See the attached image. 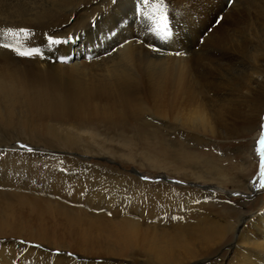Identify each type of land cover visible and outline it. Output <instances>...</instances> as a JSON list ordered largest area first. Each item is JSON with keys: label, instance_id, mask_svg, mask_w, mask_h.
<instances>
[{"label": "bare ground", "instance_id": "obj_1", "mask_svg": "<svg viewBox=\"0 0 264 264\" xmlns=\"http://www.w3.org/2000/svg\"><path fill=\"white\" fill-rule=\"evenodd\" d=\"M165 3L174 35L154 61L143 0H0V30L29 28L25 47L42 50L0 48V264H264L260 168L230 193L248 198L225 219L219 196L235 179L183 145L261 130L264 0ZM44 33L80 39L48 49ZM148 117L163 157L137 163L155 180L122 167L136 160L120 125L148 128Z\"/></svg>", "mask_w": 264, "mask_h": 264}, {"label": "rangeland", "instance_id": "obj_2", "mask_svg": "<svg viewBox=\"0 0 264 264\" xmlns=\"http://www.w3.org/2000/svg\"><path fill=\"white\" fill-rule=\"evenodd\" d=\"M144 5L147 6L146 10L148 7H151V8H149V11H147L146 13L143 14V19H142V24H141V29H142V32L144 35L143 37L145 38V45L146 44L148 45V46H145L147 49L145 48L144 50L147 52L148 56L151 58L150 60H154V61L163 60V59H165L164 54H165L166 41L158 38L154 34V31H150V29H152V30L157 29L158 25L160 27H162V25H160V16L162 14L160 11L159 0H149V3H147V5L146 4H144ZM156 9H158V10H156ZM151 10L154 14H152ZM153 24H154V26H153ZM156 24H157V26H156ZM146 25L147 26L150 25V26L147 27ZM144 32H146V34ZM148 40H150V42H152V43H150ZM155 48L159 49V51H154L153 49H155ZM262 117H263V115H262ZM147 121H150L149 126H147L148 128H144L141 125H134V126L133 125H131V126L126 125L127 127L120 125L119 131L122 129V131H124V134L127 137V139L130 142L132 141L131 142L132 146H130V152L129 153H131L132 157L135 158V160H136L135 165L124 164V165H122V167L125 169H127V168L129 169L132 167V169L134 168V170H136L140 174H143L145 177H148L149 179H154L156 177V176H154L156 174L155 173L156 169H154V168L148 169L147 165L149 167L152 166L148 162L143 161L144 162V163H142L143 166H141L142 164L137 163V161L143 160V156H144L143 154H146V153L150 154V155L154 154V155H156L155 157H159V158L163 157L162 156V153H163L162 149L163 148H161V147L164 146L163 140L166 137L164 136L162 130L160 129V126L158 127V125L153 124L156 121L154 119V117H148ZM158 130H159V132H158ZM260 133H261V130L255 132V133H250L244 137H241L240 139H234V140H229V141H221V140H214L213 138H208V139H210L209 143H207L205 146H202V147H194V146L187 145L185 143L183 145H184V147L189 148L190 151L196 153L200 157H205V158L207 157L208 160L211 159V160H214L215 162H217V164L219 163L220 168H223L224 172L227 173V177L230 176V178L235 179L234 180L235 183H229L227 186H225L226 191L229 192V194L232 192H236V191H239L242 193L245 190L242 191L241 188L239 189L238 183H240L243 180H246V181L252 180L259 173L260 164H259V160L255 156V152H256L255 149L257 147V141L260 138ZM146 134H148V136ZM255 135H256V137H255V139H253L252 137ZM174 142H176V141H174ZM249 151L254 155L255 159L250 160V158H248L247 153ZM124 152L126 154V152H128V149ZM140 167H142V168L140 169ZM144 167H146V168H144ZM158 168L159 167H157V169ZM150 176H152V177H150ZM240 177H241V179H240ZM175 180H177V179H175ZM177 181L183 182L182 180H179V179ZM220 196H219V199L221 201H226L225 203H223L224 208L229 207V205L231 206V208H228L230 213L229 212L228 213L224 212L225 214L222 213V215L224 217H226L225 219H229V220L235 216L234 213L231 214V212H233V210H236V211L239 210V207L241 205L240 201H246V199L248 198L246 195L239 194V193H238V195L230 194V196L228 198L225 197L224 195H220ZM250 199L248 201L249 203L245 207L247 213L255 211L258 208L259 203L263 201V195L260 194L257 197H253V199L251 196ZM257 199H259V200H257ZM234 202H235V204H234ZM252 202H255V203H252Z\"/></svg>", "mask_w": 264, "mask_h": 264}, {"label": "snow or ice", "instance_id": "obj_3", "mask_svg": "<svg viewBox=\"0 0 264 264\" xmlns=\"http://www.w3.org/2000/svg\"><path fill=\"white\" fill-rule=\"evenodd\" d=\"M112 3H116V0H112ZM144 4L148 3V0H143ZM159 6H160V11H161V17H160V27L158 25L157 29L150 31H154V34L162 39V40H167L171 38L174 33L171 29L170 26V19H169V6L165 3V0H159ZM136 14H139V7L137 6L135 9ZM222 17L217 19V23L220 22ZM116 33H112L114 36ZM0 35L8 38H12L14 40L13 43H8V42H3L0 43V48L5 49L11 56L17 57V58H35V57H41L42 55V50L37 47H25V42H30V40L34 37V32L29 29V28H24L20 27L18 29H13V28H7L6 30H0ZM44 38H45V44L48 49L52 48H57L60 45L68 44V43H73L74 41L80 39L79 35L76 34H68L66 36H56L52 35L49 33H44ZM127 43V41H126ZM123 45H121L122 47ZM154 51H159V49H153ZM176 55H182V53L177 52ZM62 63H67L69 62L70 57H60L59 58ZM261 133H260V138L257 141V147L255 149L256 153L260 157V176L264 178V124L261 126ZM18 148L20 149H25L28 152L33 151L32 148H30L27 145L24 144H18ZM142 179H149L148 177H142ZM260 187H264V179L261 180ZM238 195V193H234ZM21 243H24L21 241ZM36 247H39V245H36Z\"/></svg>", "mask_w": 264, "mask_h": 264}]
</instances>
